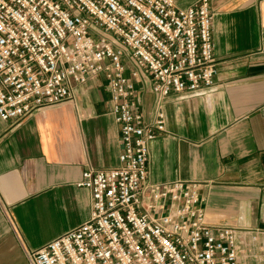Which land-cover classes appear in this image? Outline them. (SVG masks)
Returning a JSON list of instances; mask_svg holds the SVG:
<instances>
[{
	"label": "built area",
	"instance_id": "2783aa9c",
	"mask_svg": "<svg viewBox=\"0 0 264 264\" xmlns=\"http://www.w3.org/2000/svg\"><path fill=\"white\" fill-rule=\"evenodd\" d=\"M210 0H0V118L74 99L102 76L119 125V165L86 168L89 218L27 253V264H264V228L240 239L205 219L200 183L150 180L163 100L214 85ZM149 77L153 105L136 83Z\"/></svg>",
	"mask_w": 264,
	"mask_h": 264
},
{
	"label": "crops",
	"instance_id": "0c3cea01",
	"mask_svg": "<svg viewBox=\"0 0 264 264\" xmlns=\"http://www.w3.org/2000/svg\"><path fill=\"white\" fill-rule=\"evenodd\" d=\"M210 9L214 85L163 100L167 133L150 143L149 174L155 183H200L207 223L236 227L240 240L264 228V0H210ZM104 84L97 76L72 101L0 118V264H27L29 251L89 218L90 190L76 184L82 171L120 163ZM136 86L150 108L149 77Z\"/></svg>",
	"mask_w": 264,
	"mask_h": 264
}]
</instances>
